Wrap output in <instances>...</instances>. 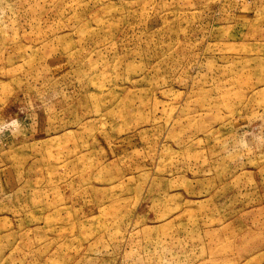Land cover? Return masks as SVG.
<instances>
[{
  "label": "rangeland",
  "instance_id": "obj_1",
  "mask_svg": "<svg viewBox=\"0 0 264 264\" xmlns=\"http://www.w3.org/2000/svg\"><path fill=\"white\" fill-rule=\"evenodd\" d=\"M0 264H264V0H0Z\"/></svg>",
  "mask_w": 264,
  "mask_h": 264
}]
</instances>
